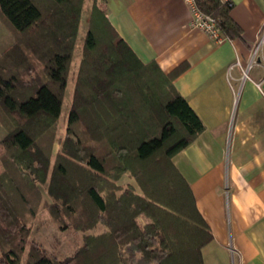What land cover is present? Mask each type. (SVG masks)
Masks as SVG:
<instances>
[{"label": "trees", "instance_id": "trees-1", "mask_svg": "<svg viewBox=\"0 0 264 264\" xmlns=\"http://www.w3.org/2000/svg\"><path fill=\"white\" fill-rule=\"evenodd\" d=\"M84 2L0 0L4 21L18 39L36 42L44 64L42 72L24 80L4 64L21 42L0 54V115L8 129L0 137V264H21L25 254L27 264H204L203 248L213 233L173 161L205 129L174 84L185 66L165 73L156 61L143 62L97 0L65 142L72 146L68 154L83 164L66 155L52 164L50 148L41 144L53 138L62 115ZM197 2L216 17L224 34L241 36L229 14L232 7L220 0ZM82 123L94 141L86 155L82 139L71 137L79 135ZM127 173L140 191L132 183H119ZM48 179L54 202L47 206L62 227L106 226L102 233L87 234L65 259L34 240L27 250V213L35 215L41 200L36 182Z\"/></svg>", "mask_w": 264, "mask_h": 264}, {"label": "crops", "instance_id": "crops-1", "mask_svg": "<svg viewBox=\"0 0 264 264\" xmlns=\"http://www.w3.org/2000/svg\"><path fill=\"white\" fill-rule=\"evenodd\" d=\"M97 1L143 62L185 66L174 84L205 129L173 161L213 233L204 264H264V0H235L241 36L223 42L191 25L185 0Z\"/></svg>", "mask_w": 264, "mask_h": 264}, {"label": "rangeland", "instance_id": "rangeland-1", "mask_svg": "<svg viewBox=\"0 0 264 264\" xmlns=\"http://www.w3.org/2000/svg\"><path fill=\"white\" fill-rule=\"evenodd\" d=\"M91 4L92 0H86V3L83 7L78 36L75 40L73 48L68 76V86L64 93V103L61 118L58 121L53 138L46 137L41 140V144L49 147L51 150L52 164L60 155H66L71 159L77 160V158H74L68 154L72 146L71 144L65 146V142L68 136V114L74 102L75 86L83 56L85 34L89 26ZM21 40L22 39H18L16 33L7 25L3 17L0 15V54H4L7 51H12L13 46L16 43L19 42L20 44L21 42V48L19 50L16 49V53L15 51L10 52L8 58L4 59V64L9 70V73L15 71L21 78H24V80H29L36 73L42 72L44 64L43 61H40L37 56L36 42L33 43V41H30L29 39L28 40L30 42H26L28 40ZM24 56H27L29 59L25 60ZM77 131L79 132V135L73 133L71 134V137L75 142H78L79 138L82 139V142L86 147V151L84 153V155H86L88 150H91L90 147H92L91 144H94V141L91 140V136L86 129L85 123H82V125L78 127ZM7 132L8 129L0 115V137L6 135ZM2 151V148H0V172L4 170ZM77 162L83 164V162L79 160H77ZM50 169H52V165ZM49 179L46 183L36 182L41 192V200L35 215L27 213V223L30 227L27 250L29 249L30 242L34 240L41 244L48 251V253L55 254L60 259H65L74 255L76 251L84 244L85 236L87 234L102 233L104 230H106V226L103 223H100L95 228L87 230L76 229L72 226L65 228L62 227L52 216L47 206V204L54 202V198L49 194ZM119 183L124 187L132 183L137 187V190L140 191L136 181L134 178L129 176L128 173L119 180ZM140 221L144 222L145 218L141 217ZM21 264H27V254L23 256Z\"/></svg>", "mask_w": 264, "mask_h": 264}, {"label": "built area", "instance_id": "built-area-1", "mask_svg": "<svg viewBox=\"0 0 264 264\" xmlns=\"http://www.w3.org/2000/svg\"><path fill=\"white\" fill-rule=\"evenodd\" d=\"M188 4L191 13H192V21L191 25L193 27H197L202 29L207 35L215 40L216 42H223L229 37L223 33L220 26L218 25V21L216 17L213 15L204 12L198 5L197 0H185ZM223 4L232 7L235 4V0H220ZM258 46L254 50V56L256 55ZM245 76H247V71H245Z\"/></svg>", "mask_w": 264, "mask_h": 264}]
</instances>
